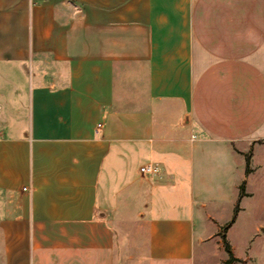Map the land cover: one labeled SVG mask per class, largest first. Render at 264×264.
Segmentation results:
<instances>
[{"label": "crops", "instance_id": "obj_1", "mask_svg": "<svg viewBox=\"0 0 264 264\" xmlns=\"http://www.w3.org/2000/svg\"><path fill=\"white\" fill-rule=\"evenodd\" d=\"M225 226L264 264V0H0V264H223Z\"/></svg>", "mask_w": 264, "mask_h": 264}, {"label": "rangeland", "instance_id": "obj_2", "mask_svg": "<svg viewBox=\"0 0 264 264\" xmlns=\"http://www.w3.org/2000/svg\"><path fill=\"white\" fill-rule=\"evenodd\" d=\"M250 153V150L249 152ZM242 232H237L234 234V236L232 237V239L235 240V242L238 243V247H237V254L238 255H241V256H244L245 255V249H246V245H247V240L248 242H251L252 241V236H242L241 234ZM245 243V245L243 246V244ZM212 255L217 258V252L214 251L212 252ZM99 260L101 261V259L99 258V256L97 254L95 255H91L90 257H85V264H104V262L102 261L99 262ZM213 261V260H212ZM112 264H121L119 262V260H117L116 262L114 261ZM122 264H126V263H122Z\"/></svg>", "mask_w": 264, "mask_h": 264}, {"label": "trees", "instance_id": "obj_3", "mask_svg": "<svg viewBox=\"0 0 264 264\" xmlns=\"http://www.w3.org/2000/svg\"><path fill=\"white\" fill-rule=\"evenodd\" d=\"M245 158H246L245 162H246V172H247V169H248L247 165H248V161H249V156L247 155ZM243 187H244V184H241V186L239 187V197H241L244 194ZM237 209H238V207L235 206L234 213L237 212ZM225 229H226V226L223 227L222 234L220 235V239H221L222 244H223V249H224L225 253L227 254V260L223 264H232V263L236 262L237 260L233 257L231 250H230V247H229V245L226 241V238L224 236Z\"/></svg>", "mask_w": 264, "mask_h": 264}, {"label": "built area", "instance_id": "obj_4", "mask_svg": "<svg viewBox=\"0 0 264 264\" xmlns=\"http://www.w3.org/2000/svg\"><path fill=\"white\" fill-rule=\"evenodd\" d=\"M158 170L159 168L156 164H151V165L140 168V172L146 175H154L158 172Z\"/></svg>", "mask_w": 264, "mask_h": 264}]
</instances>
